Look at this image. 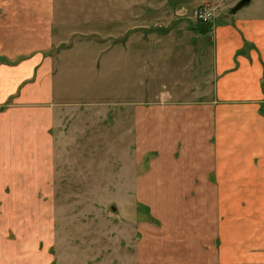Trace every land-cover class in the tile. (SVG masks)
Listing matches in <instances>:
<instances>
[{
	"label": "crops",
	"instance_id": "crops-1",
	"mask_svg": "<svg viewBox=\"0 0 264 264\" xmlns=\"http://www.w3.org/2000/svg\"><path fill=\"white\" fill-rule=\"evenodd\" d=\"M182 20L68 45L52 0H0V264L53 263L44 196L54 190V127L81 104L60 83L69 61L84 57L74 54L81 45L101 81L100 97L86 104L110 110L103 81L116 76L117 142L147 161L135 188L188 195L175 235L193 248L188 260L264 264V14L213 21L196 46ZM161 208L156 216L170 221Z\"/></svg>",
	"mask_w": 264,
	"mask_h": 264
},
{
	"label": "rangeland",
	"instance_id": "rangeland-1",
	"mask_svg": "<svg viewBox=\"0 0 264 264\" xmlns=\"http://www.w3.org/2000/svg\"><path fill=\"white\" fill-rule=\"evenodd\" d=\"M52 1L54 27H58L60 38L84 41L97 40L101 34L115 40L132 25L163 26L171 17L193 25L191 15L204 7H212L213 21L222 22L235 14L232 8L240 0ZM253 12L264 14V0H252L236 11ZM195 33V46L210 38V34ZM89 51L92 50L82 45L76 48L75 57H84L71 59L70 65L64 67L65 73L61 62L59 65L61 85L78 99L74 102L81 104L70 106L67 113L65 110L53 130L58 144L54 190L44 196V201L52 205L47 212L55 228L54 242L49 244L52 264H204L202 258L188 260L186 254L193 248L182 241V236L175 237L181 223H186L182 205L188 196L185 191L172 188L168 190L173 192L148 194L135 188L136 176L139 170H145L147 161L136 162L132 147L125 148L117 142L118 101L111 97L117 90L116 76L110 74L103 81L110 94L102 102L108 101L110 110L102 111L104 103L86 104L96 94L100 97L101 86L97 71L95 74L89 63ZM123 149L127 154L122 155ZM150 203L159 205L157 215L162 206L159 214L169 215L170 221H161L156 212L151 213ZM173 239L171 245L169 241Z\"/></svg>",
	"mask_w": 264,
	"mask_h": 264
},
{
	"label": "built area",
	"instance_id": "built-area-1",
	"mask_svg": "<svg viewBox=\"0 0 264 264\" xmlns=\"http://www.w3.org/2000/svg\"><path fill=\"white\" fill-rule=\"evenodd\" d=\"M214 14V9L212 7L198 8L193 12L190 20L193 25H209L213 21Z\"/></svg>",
	"mask_w": 264,
	"mask_h": 264
},
{
	"label": "water",
	"instance_id": "water-1",
	"mask_svg": "<svg viewBox=\"0 0 264 264\" xmlns=\"http://www.w3.org/2000/svg\"><path fill=\"white\" fill-rule=\"evenodd\" d=\"M251 2V0H240L235 7L232 8V12L236 13V11H238L239 9H241L242 7L248 5ZM192 29L197 31L200 34H205L209 27L208 26H204V25H195L192 26Z\"/></svg>",
	"mask_w": 264,
	"mask_h": 264
}]
</instances>
